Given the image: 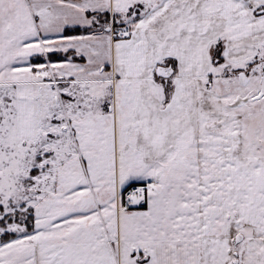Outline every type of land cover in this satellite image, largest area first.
Listing matches in <instances>:
<instances>
[{"label":"snow or ice","instance_id":"6c2138e0","mask_svg":"<svg viewBox=\"0 0 264 264\" xmlns=\"http://www.w3.org/2000/svg\"><path fill=\"white\" fill-rule=\"evenodd\" d=\"M0 264H264V0H0Z\"/></svg>","mask_w":264,"mask_h":264}]
</instances>
